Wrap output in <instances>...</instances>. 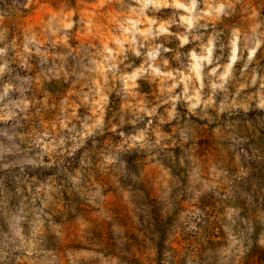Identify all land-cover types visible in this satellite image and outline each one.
<instances>
[{
  "label": "clouds",
  "instance_id": "9594fccd",
  "mask_svg": "<svg viewBox=\"0 0 264 264\" xmlns=\"http://www.w3.org/2000/svg\"><path fill=\"white\" fill-rule=\"evenodd\" d=\"M260 163L264 0H0V264H248Z\"/></svg>",
  "mask_w": 264,
  "mask_h": 264
},
{
  "label": "rangeland",
  "instance_id": "374dc122",
  "mask_svg": "<svg viewBox=\"0 0 264 264\" xmlns=\"http://www.w3.org/2000/svg\"><path fill=\"white\" fill-rule=\"evenodd\" d=\"M8 3H11V0H8ZM252 181L264 186V163L254 165ZM248 264H264V250L254 248L248 257Z\"/></svg>",
  "mask_w": 264,
  "mask_h": 264
}]
</instances>
